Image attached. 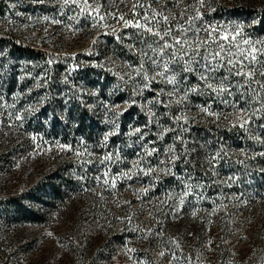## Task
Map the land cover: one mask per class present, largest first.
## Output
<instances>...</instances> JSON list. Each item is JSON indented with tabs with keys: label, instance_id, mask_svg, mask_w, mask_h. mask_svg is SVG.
I'll list each match as a JSON object with an SVG mask.
<instances>
[{
	"label": "trees",
	"instance_id": "obj_1",
	"mask_svg": "<svg viewBox=\"0 0 264 264\" xmlns=\"http://www.w3.org/2000/svg\"><path fill=\"white\" fill-rule=\"evenodd\" d=\"M173 3L174 0H159L153 7L163 6L178 13ZM184 3L192 4L194 0H184ZM111 7L128 12L131 3L116 0ZM201 11L204 23L243 24L246 38L264 41V0L257 3L207 0ZM249 13L257 17V26L251 24V18L243 16ZM72 15L75 13L61 8L57 0L43 3L0 0V176L23 170V159L40 164L35 172L28 174L29 180L26 179L19 193L0 199L6 202L0 212V229L20 228L16 239L0 244V264H134L144 258L154 260L157 251L162 250L166 252L164 258H169L172 238L181 244V264H185V257H190V264H264V231L260 228L264 225L260 217L264 212L261 207L264 192L252 195L239 192L244 189V171H252L264 179V157L259 155L264 152V117L258 113L253 118V126L248 125L245 131L232 127L231 116L227 120L223 116L216 120L199 112L196 105H205L210 101L209 96H190L184 113L189 117V123L184 125L188 130L181 133L185 143H175V154L180 156L181 152V162L176 160L167 167H181L186 172L183 178L200 177L202 187L198 190L220 189L224 191L223 198L215 196L203 204L188 199L181 214L175 217L172 206L180 195L177 192H160L159 196L148 192L136 198V190L128 187L131 194L121 200L113 192L111 183L104 186L94 180L104 171L98 158L112 153L115 161L117 155L116 150L109 147L117 135L113 130L103 131L98 123L100 119L110 121L114 113L109 109L116 105L120 111L125 107L137 115L135 125L139 119L147 122V109L143 105L150 94L145 91L140 98L133 93L131 81L125 84L113 75L115 72L123 74L124 62H137L135 53L125 47L129 41L121 44L116 39V35L122 36L124 31L108 34L105 28H93L91 20L83 17L79 22L69 20L67 17ZM45 16L50 19L45 20ZM51 18L62 23H51ZM64 24H67L70 39L65 36ZM36 42L38 46L34 45ZM47 45L57 52L53 54L43 49ZM67 46L80 48L67 55L58 53ZM50 60L52 63H48ZM189 83H197L195 77H190ZM222 98L239 99V95L228 97L225 94ZM66 99L73 107L70 114L64 110ZM42 107L53 116L46 125L36 124L33 117ZM211 110L224 115L233 111L221 103V98L211 100ZM176 112L173 107L172 113ZM18 115L20 120L16 119ZM162 122L169 123L167 118ZM251 128L256 130L252 137ZM159 131L149 124L146 138L173 143L176 133L170 132L159 140ZM105 135H109L107 142L103 139ZM198 138L206 142V149L197 147ZM239 143L247 156L237 150ZM60 145H70L73 150ZM221 146L229 155L219 160L213 169L208 161ZM77 149L84 155L78 158L74 151ZM89 152L91 157L87 155ZM89 159L93 162H83ZM237 160H244V164ZM108 166L111 172L129 169V164L122 161ZM232 167L242 175L235 177ZM91 168L94 170L89 174ZM218 169L225 177L220 182L214 175ZM167 175L158 171L155 177L161 182ZM43 185L52 190V199L44 194ZM34 189L41 193L30 192ZM182 189L181 186V193ZM242 195L247 196V200L238 198ZM221 202L226 208L210 215ZM133 205L136 207L132 208ZM238 208L241 211L237 215ZM145 209L153 213L151 223L141 222ZM194 210L196 217L192 216ZM10 211L15 216L12 221L5 217ZM212 225L217 228L215 231ZM48 239L54 242V247H44ZM209 239L213 241L210 248L206 246ZM117 245L122 247L121 251L117 250Z\"/></svg>",
	"mask_w": 264,
	"mask_h": 264
},
{
	"label": "snow or ice",
	"instance_id": "obj_2",
	"mask_svg": "<svg viewBox=\"0 0 264 264\" xmlns=\"http://www.w3.org/2000/svg\"><path fill=\"white\" fill-rule=\"evenodd\" d=\"M36 2L43 3L44 0H36ZM119 2L131 3L128 12H123L118 7L113 10L111 6L116 3V0H104L103 3L100 0H57L61 8L75 13L67 17L69 20L79 22V19L83 17L91 20L93 28L108 29V34L115 35L118 31H124L122 36L116 35V39L121 44H124L125 40L129 41L125 47L128 51L135 53L137 62H124L123 74L115 72L113 75L125 84L131 81L135 95L143 96L145 91L150 94L145 97L143 105L147 109L148 117L145 128L151 124L160 129L157 135L159 140H163L164 136L170 132L176 133L173 143L163 149L143 146V151L136 154L137 159L131 162V168L126 171L112 173L108 166L120 160L118 154L115 161L112 153L99 157V163L104 165V171L96 175L94 180L104 186L111 183L113 189L116 188L117 179L132 180L133 176L138 177L140 173L144 176H150L158 171L166 175L171 174L167 166L174 165L179 159V156L175 154V143H185L181 133L188 130L184 125L189 123V117L184 113L192 95L210 97V101L205 105H196L199 112L216 120H219L221 116L227 120L231 116L232 127H240L245 131L258 113L264 117V41L246 38L243 24L222 26L204 23V13L201 10L206 6L207 0H194L192 4H185L184 0H174L173 8H178V13L163 6L159 9L153 7V4L159 3V0H150V2L119 0ZM63 14L61 12V15ZM44 19L50 18L45 16ZM51 23L60 24L62 21L51 18ZM128 29L133 31L129 33L126 31ZM190 77H195L197 83L190 84ZM234 89L236 91H233ZM225 94L228 97H236L238 94L239 99H223ZM217 98H221V103L231 107L233 111L228 115L212 111L211 100ZM132 102L135 103V101ZM241 104L244 106L241 107ZM173 107L177 109L176 114L172 113ZM109 111L115 115L122 114L119 105L110 108ZM164 118H167L169 122L167 125L162 122ZM16 119L20 120L21 117L18 115ZM133 133H140L141 141L147 134L140 127L135 128ZM108 138L109 135H105L103 139L107 142ZM32 139L35 140L36 137ZM254 139L260 138L254 137ZM148 143L154 144L155 141H148ZM60 147L73 150L70 145H60ZM74 151L78 158L84 155V152L78 149ZM240 151L247 156L244 149ZM161 153L168 159H158L155 165L145 158L159 156ZM87 155L91 157L92 153L89 152ZM228 155L221 146L208 163L214 169L216 163ZM259 155L264 157V152ZM83 162L92 163L93 161L89 159ZM236 162L244 164V160ZM162 165L164 167H161ZM232 179L229 177V180ZM228 186L231 187V183ZM196 187H202V185L198 184ZM192 188L191 184L185 185V191L180 194L181 205L184 204V197L191 194ZM169 198H171L170 194ZM199 198L203 199V195L201 194ZM166 202L162 201V203ZM212 203L216 204V201L213 200ZM222 208H226V205L221 202L212 209L210 215ZM176 215L177 212L174 210L173 216ZM196 215L197 211L194 210L192 216L196 217ZM48 235L51 236L52 233ZM156 235L159 236L161 233ZM170 243L179 249L180 245L175 238H172ZM212 243L213 241L209 239L206 246L210 248ZM127 251L134 252L135 249ZM170 254L173 260L181 259L175 251H171ZM158 255L165 257L166 252L162 250ZM184 260L185 264H190V257H185ZM134 264H144V262L136 261Z\"/></svg>",
	"mask_w": 264,
	"mask_h": 264
},
{
	"label": "rangeland",
	"instance_id": "obj_3",
	"mask_svg": "<svg viewBox=\"0 0 264 264\" xmlns=\"http://www.w3.org/2000/svg\"><path fill=\"white\" fill-rule=\"evenodd\" d=\"M233 0H228V2H232ZM240 2H248L252 1L253 3H257L260 0H237ZM245 18H251L250 22L253 26L258 25V20L255 14H243ZM65 29V36H67L68 39L70 37L68 36L69 30L67 28V24H64ZM106 32H108V29H105ZM34 45H39L34 44ZM80 47H66L65 49L58 51V53L62 55H67L68 53H73L77 51ZM43 49H45L48 52H51L55 54L57 52L56 49H53L51 46L47 45L44 46ZM28 93L27 95H29ZM208 96V95H207ZM142 98V96H140ZM208 100V98H207ZM142 101V99H141ZM193 106V105H192ZM73 107L71 105V102L69 100L64 101V110L66 114H70L72 111ZM120 115H113L112 119L109 121L107 119H100L98 125H101L103 127V131L109 132V130H113L115 134L117 135L116 140L112 141L109 145L112 149L116 150L117 154H119L120 161L129 164V168H131V162L135 159H137L136 154L140 153L143 151V146H147L148 148L151 147H157L160 149L165 148L167 145L172 144L171 141L165 140L164 143H158L155 141L154 144H149L147 134L145 135L144 140H140L139 136L140 133H130L132 132L135 128L140 127L143 132L146 131V128L144 125L146 124V121L144 119H139V121L136 122V125L133 123L134 120L136 119L137 115L132 114L128 108L123 107L121 110ZM33 117L35 118L36 124L42 123L44 125L49 124L51 122V119L53 118L52 113L49 111H46V108L42 107L40 108L34 115ZM115 121V123H113ZM91 124V123H90ZM249 126H253L251 123ZM146 133V132H145ZM256 134V130L252 129L250 130V137L254 136ZM238 141L241 140V135L238 136ZM197 147L199 149H206L207 144L206 142L198 138L196 141ZM239 146L237 147V150L239 153H241L242 146L239 143ZM178 161L181 162V152ZM147 160H150L153 165L156 164L158 159H164L167 160L168 157L163 155L161 153L159 156H152V157H145ZM206 158V157H205ZM116 162L118 165L119 162ZM40 167L39 162L34 163L31 162L29 159H23V170H19L18 172H7L4 173L3 175L0 176V199H4L9 197L10 195L12 196L13 194L19 193L23 183L26 181L28 178V174L31 172H35L38 168ZM142 167H146V165H142ZM162 167V166H161ZM233 173L235 174V177H239V174L242 175L238 169H235V167H232ZM235 169V170H234ZM94 169L91 168L89 174H92V171ZM116 170V169H115ZM119 171H114L112 173H117ZM171 174H168L166 179L159 182V180L155 177L154 173L150 176H144L142 173L139 174V176H133L132 180H126V179H117L116 181V188L113 190V192L121 198V200H126L128 196L131 194V190H128V187H133L137 192L138 195H136V198H140L145 196L148 192H156L157 195L159 196L160 192H177L178 194H181V186L183 187L182 190L185 191V185L191 184L193 185V188L191 190V194L184 197V204H180V195L177 198V201L174 206H172V210L176 211L177 214H181V209L186 205L188 199H191L193 203L195 204H203L209 202V200L212 197H217V198H223L222 192L223 190L216 189L215 191H210L205 188L198 190L199 187H196V185L201 184V178L200 177H193L189 179V177L183 178V174H186V172L181 169V167H172L170 169ZM244 174L242 175V180H243V186L244 189L239 191V192H249V195H252L256 192H264V179L255 176V174L252 171H244ZM215 179L220 181L224 180L223 172L221 170H217V174H215ZM29 180V179H27ZM196 187V188H195ZM44 188L43 192L46 195L47 198L52 199L53 197V192L50 189L49 186L43 185ZM195 188V189H194ZM182 191V192H184ZM30 192H33L34 194H39L41 193V190L34 189ZM203 195V199H200V195ZM241 201L247 200V196L242 195L238 197ZM227 201V200H226ZM124 202V201H123ZM5 203L6 202H0V212L5 208ZM239 205V204H238ZM136 206L133 205L132 208H135ZM261 207H264V200L261 202ZM15 210V208H14ZM241 208L237 209L236 214H240ZM13 211H10L6 214V219L12 221V219L15 217ZM3 215V214H2ZM260 217L262 219V222H264V212L260 213ZM153 221V213L151 209H145V213L143 214L141 218L142 223H151ZM146 227L147 225H143ZM143 227V228H144ZM211 228L215 231L217 228L212 225ZM262 231H264V225L260 227ZM20 231V228H14L13 226H9L6 228L0 229V244H6L10 240L16 239L18 237V233ZM179 243V242H178ZM45 245V248H50L54 247V242H52L50 239L45 240L43 243ZM180 247L179 249L175 248V245L171 244V247L169 248V251H175L177 256L181 258V244L179 243ZM118 251L122 250V247L117 245L116 246ZM160 251H157L156 257L154 260H151L149 258H144L141 261L144 262V264H181V259L180 260H173L171 257V254H169V258H164L160 257L158 255ZM33 258H36V256H33Z\"/></svg>",
	"mask_w": 264,
	"mask_h": 264
}]
</instances>
